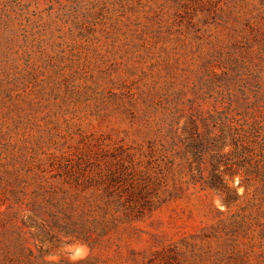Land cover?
I'll return each mask as SVG.
<instances>
[{"label":"rangeland","instance_id":"1","mask_svg":"<svg viewBox=\"0 0 264 264\" xmlns=\"http://www.w3.org/2000/svg\"><path fill=\"white\" fill-rule=\"evenodd\" d=\"M255 121L264 0H0V264H264Z\"/></svg>","mask_w":264,"mask_h":264},{"label":"trees","instance_id":"2","mask_svg":"<svg viewBox=\"0 0 264 264\" xmlns=\"http://www.w3.org/2000/svg\"><path fill=\"white\" fill-rule=\"evenodd\" d=\"M208 118H205L203 122H207ZM193 123V129L195 131L199 128L195 125V122ZM264 129L263 124H260V121L255 122H249L247 124V127L244 129L237 128V132H231L230 136L234 145L233 151L237 156L240 153H243V150L248 151V157L250 160L254 159V155L257 154L256 151L253 149L258 146L256 145L258 135L261 130ZM204 133L199 132L196 139H194L193 144H191V153L192 155L199 156L203 158V155L205 154L204 150L208 152L209 150H214V148H218L219 144L224 142L226 138V132L223 130V132L219 136L213 135L212 128L209 124L205 125ZM243 131V133H242ZM262 145H264V142H262ZM195 147V148H193ZM242 155V154H241ZM226 156V154L215 152L211 156V167H210V179H204L203 182H201L205 188L213 189V190H219V189H227L226 183L222 181L220 178V174L217 172L218 170V164L222 163L223 158ZM236 165V166H234ZM254 164H250V166H246L245 164H225L226 170L230 171L232 173H236L238 170H242L243 176L247 173H252V168ZM221 166V165H220ZM255 166V165H254ZM257 168V166H255ZM203 168H199L198 171L200 172V175H202L201 171ZM202 177V176H201ZM194 183H197V180L193 181Z\"/></svg>","mask_w":264,"mask_h":264}]
</instances>
